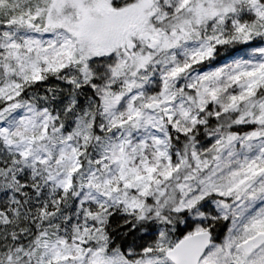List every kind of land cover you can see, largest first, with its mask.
<instances>
[{"label":"snow or ice","instance_id":"6c2138e0","mask_svg":"<svg viewBox=\"0 0 264 264\" xmlns=\"http://www.w3.org/2000/svg\"><path fill=\"white\" fill-rule=\"evenodd\" d=\"M0 264H264V0H0Z\"/></svg>","mask_w":264,"mask_h":264}]
</instances>
